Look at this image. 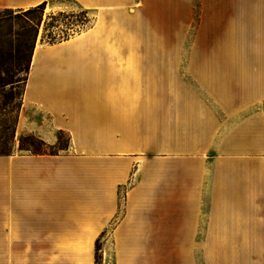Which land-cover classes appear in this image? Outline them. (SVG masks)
<instances>
[{
	"label": "crops",
	"instance_id": "0c3cea01",
	"mask_svg": "<svg viewBox=\"0 0 264 264\" xmlns=\"http://www.w3.org/2000/svg\"><path fill=\"white\" fill-rule=\"evenodd\" d=\"M66 1L94 23L35 50L19 128L70 149L0 155V218L104 235L116 264H264V0L0 8Z\"/></svg>",
	"mask_w": 264,
	"mask_h": 264
},
{
	"label": "rangeland",
	"instance_id": "374dc122",
	"mask_svg": "<svg viewBox=\"0 0 264 264\" xmlns=\"http://www.w3.org/2000/svg\"><path fill=\"white\" fill-rule=\"evenodd\" d=\"M20 12L19 9L0 8V68L7 67L14 74L13 83H0V155L32 154L35 148L47 153H66L70 149L68 133H59L55 144H47L52 147L50 149L37 140V135L21 132L19 128L30 71L27 69V46L33 42L35 54L36 49H46L70 39L86 31L94 23V15L73 1L49 3L42 12L35 36L40 12L23 19L14 18ZM64 46H76V42ZM159 48L161 57H166L167 46ZM21 137L25 149L20 148ZM50 230L52 228L46 230L45 236L27 237L7 217H1L0 264H116L114 244L105 241L104 235L90 244L83 235L72 236L71 232ZM27 238H40L43 241H19Z\"/></svg>",
	"mask_w": 264,
	"mask_h": 264
},
{
	"label": "trees",
	"instance_id": "16d2710c",
	"mask_svg": "<svg viewBox=\"0 0 264 264\" xmlns=\"http://www.w3.org/2000/svg\"><path fill=\"white\" fill-rule=\"evenodd\" d=\"M45 6H46L45 3H41V4L37 5V6L30 7L28 9H19L21 12L20 13H17L14 18H17V19L21 18V19H23V18H27L28 15H30L32 13L40 12V17L38 18V22L36 23V29H35L36 30V35L35 36H37V34H38L37 27L40 25V21L42 20V12L44 11ZM7 10H9V9H7ZM27 47H28V54H29L28 55V60H27V63H28L27 69L30 70V64L32 62V56L34 54L35 45L32 42V44L30 46H27ZM13 79H14V74L12 73V70L11 69H9L7 67L0 68V83L2 85H7L9 83H13L14 82ZM30 137L34 138L35 136L34 135H31ZM37 140L42 145H44L45 147H48L50 149L52 148L50 146H47V143H45L41 138L38 137ZM20 142H21L20 148L21 149H25L23 147V139H22V137L20 138ZM31 145L34 146L33 144H31ZM32 154H56V153H53V152L47 153L45 150H40V149L35 148V151H32Z\"/></svg>",
	"mask_w": 264,
	"mask_h": 264
},
{
	"label": "bare ground",
	"instance_id": "6f19581e",
	"mask_svg": "<svg viewBox=\"0 0 264 264\" xmlns=\"http://www.w3.org/2000/svg\"><path fill=\"white\" fill-rule=\"evenodd\" d=\"M36 52H38V49H36Z\"/></svg>",
	"mask_w": 264,
	"mask_h": 264
}]
</instances>
